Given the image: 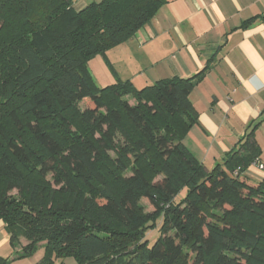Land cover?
<instances>
[{
    "label": "trees",
    "instance_id": "1",
    "mask_svg": "<svg viewBox=\"0 0 264 264\" xmlns=\"http://www.w3.org/2000/svg\"><path fill=\"white\" fill-rule=\"evenodd\" d=\"M75 2L0 0V221L13 247L27 242L18 257L264 264V180L245 174L260 164L253 134L211 171L183 143L207 69L142 89L99 87L89 69L165 1Z\"/></svg>",
    "mask_w": 264,
    "mask_h": 264
},
{
    "label": "crops",
    "instance_id": "2",
    "mask_svg": "<svg viewBox=\"0 0 264 264\" xmlns=\"http://www.w3.org/2000/svg\"><path fill=\"white\" fill-rule=\"evenodd\" d=\"M75 1V8L81 10L102 0ZM164 1L151 22L121 45L126 57L139 53L135 72L140 71V77L131 73V62V69L124 63L123 72L117 71L111 52L119 46L107 53L116 76L100 87L121 80L142 89L160 80L191 78L207 69L190 95L198 124L184 145L211 171L253 134L262 150L259 163L264 165V0ZM245 174L264 180L259 164ZM25 245L22 240L13 247L0 221V264H40L43 248L32 257H18ZM70 259H56L54 264H69Z\"/></svg>",
    "mask_w": 264,
    "mask_h": 264
},
{
    "label": "rangeland",
    "instance_id": "3",
    "mask_svg": "<svg viewBox=\"0 0 264 264\" xmlns=\"http://www.w3.org/2000/svg\"><path fill=\"white\" fill-rule=\"evenodd\" d=\"M122 49L123 48L121 46L119 48L114 49L113 52H111L112 53L111 56L114 59V61L118 62L117 63V71H119L120 73L123 72L124 67H125L124 63L128 65V69H131L129 67V63L131 62L133 64V68H132L131 73L132 74H138V76L140 77V74H139L140 71L135 72V70H136L135 64L137 66H139L138 65L139 53H134L133 58L131 55L126 57L125 54L122 52ZM121 64L123 65V67L120 66ZM89 69L91 70L92 76H93L95 82L97 83V85L99 87L103 86L104 84H108V82H109L108 78L113 80L114 79L113 77L116 76L115 75V69L110 64L108 58L105 56H102V55L96 56L95 58H93L89 62ZM136 85H139V83L136 82ZM186 193H187L186 190L181 191L177 195L176 200L180 201V200L184 199L186 197ZM142 204L146 207V210L148 212L153 210V207L151 206V204L148 200H146V199L143 200ZM160 236H161L160 227H157L156 229L149 231L147 233V239H148V241H150V246L154 245L155 242L158 240V238H160ZM68 263L69 264H77L76 261L72 258L69 260Z\"/></svg>",
    "mask_w": 264,
    "mask_h": 264
},
{
    "label": "built area",
    "instance_id": "4",
    "mask_svg": "<svg viewBox=\"0 0 264 264\" xmlns=\"http://www.w3.org/2000/svg\"><path fill=\"white\" fill-rule=\"evenodd\" d=\"M259 168L264 171V165L263 164H259Z\"/></svg>",
    "mask_w": 264,
    "mask_h": 264
}]
</instances>
